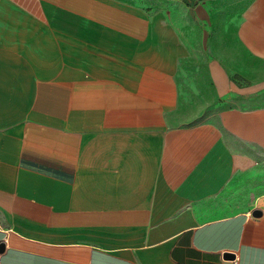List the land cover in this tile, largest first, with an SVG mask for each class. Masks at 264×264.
<instances>
[{
    "label": "crops",
    "instance_id": "obj_1",
    "mask_svg": "<svg viewBox=\"0 0 264 264\" xmlns=\"http://www.w3.org/2000/svg\"><path fill=\"white\" fill-rule=\"evenodd\" d=\"M172 4L0 0V264H264V0Z\"/></svg>",
    "mask_w": 264,
    "mask_h": 264
},
{
    "label": "rangeland",
    "instance_id": "obj_2",
    "mask_svg": "<svg viewBox=\"0 0 264 264\" xmlns=\"http://www.w3.org/2000/svg\"><path fill=\"white\" fill-rule=\"evenodd\" d=\"M172 3L174 8L179 10L175 14L179 15L183 22L187 18L190 22L189 27H193V19L189 16V13L186 10L181 11L179 9L180 0H172ZM205 31L207 30L203 29L202 31L203 39L206 36ZM209 54L204 48L196 50V58L185 63V68L183 69L185 73L181 77L183 96L181 106L177 112L179 114V125L199 123L212 113L209 108L210 102L213 101L212 84L209 75H207ZM256 69L264 71V63ZM234 78L238 80L241 77L235 76ZM243 80L246 83L248 82L247 78H243Z\"/></svg>",
    "mask_w": 264,
    "mask_h": 264
},
{
    "label": "water",
    "instance_id": "obj_3",
    "mask_svg": "<svg viewBox=\"0 0 264 264\" xmlns=\"http://www.w3.org/2000/svg\"><path fill=\"white\" fill-rule=\"evenodd\" d=\"M3 248V243H0V250Z\"/></svg>",
    "mask_w": 264,
    "mask_h": 264
}]
</instances>
